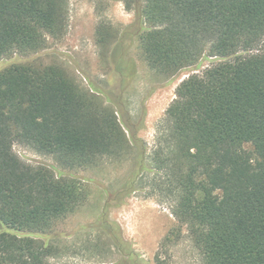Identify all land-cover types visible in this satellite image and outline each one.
Segmentation results:
<instances>
[{"label":"trees","instance_id":"1","mask_svg":"<svg viewBox=\"0 0 264 264\" xmlns=\"http://www.w3.org/2000/svg\"><path fill=\"white\" fill-rule=\"evenodd\" d=\"M67 4L0 0V59L60 39ZM136 9L138 45L151 70L169 77L214 59L177 85L166 109L168 128L151 157L163 171L159 191L204 264H264V0H143ZM15 143L57 166L28 164ZM129 145L116 110L60 66L1 69L0 264H48L59 256L41 237L89 196L64 170L122 159ZM97 227L117 245V264H145L106 206Z\"/></svg>","mask_w":264,"mask_h":264},{"label":"rangeland","instance_id":"2","mask_svg":"<svg viewBox=\"0 0 264 264\" xmlns=\"http://www.w3.org/2000/svg\"><path fill=\"white\" fill-rule=\"evenodd\" d=\"M142 1L68 0L67 27L60 39L48 38L46 47L36 53L0 59V70L14 63L60 66L85 89L98 91L104 104L116 110L130 139L122 159L105 158L97 168L64 170L87 185L89 196L41 237L59 250L48 264L119 262L117 245L104 228L97 227L105 206L109 219L145 264H204L185 226L171 214V199L159 191L158 184H163L155 183L163 171H156L151 157L160 132L168 128L166 109L177 85L189 74L201 73L214 59L204 57L198 65L169 77L151 70L136 35L140 23L136 7ZM13 149L28 164L57 166L50 155L18 143Z\"/></svg>","mask_w":264,"mask_h":264},{"label":"bare ground","instance_id":"3","mask_svg":"<svg viewBox=\"0 0 264 264\" xmlns=\"http://www.w3.org/2000/svg\"><path fill=\"white\" fill-rule=\"evenodd\" d=\"M151 111H153V110H151ZM151 116H152V114H151ZM152 118V117H151Z\"/></svg>","mask_w":264,"mask_h":264}]
</instances>
